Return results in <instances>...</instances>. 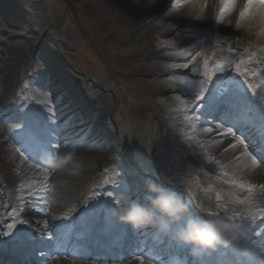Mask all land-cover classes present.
<instances>
[{"label":"rangeland","instance_id":"obj_1","mask_svg":"<svg viewBox=\"0 0 264 264\" xmlns=\"http://www.w3.org/2000/svg\"><path fill=\"white\" fill-rule=\"evenodd\" d=\"M207 1L195 6L192 0H179L173 9V0H140L139 4L132 0H0V105L12 102L16 111L22 102L14 98L33 84L31 77L45 62L56 67L47 82L61 87L60 66L90 86L95 92L93 98L103 97L101 120L108 124L114 140L111 144L97 129L99 134L93 135L81 159L71 161L79 169L74 174L59 170L56 173L61 174V180L47 182L45 197L53 195L54 199L49 203L53 205L61 189L66 188L81 198L82 192L100 187L102 172L110 178L111 169L125 165L135 174L140 171L144 180L152 179L175 190L190 204L213 208L223 204L227 212L229 207L245 206L236 203V188L228 182L237 179L250 186L257 184L252 175L236 168V146L242 145L230 140L223 148L209 147L205 138L223 141L229 137L221 136L222 130L213 126L202 127L203 119L197 117L200 108L189 101L201 85H206L201 107L222 89L221 95L234 101L246 95L257 112L264 114V8L255 5L241 18L248 0H232L231 10L218 22L223 0ZM186 52L200 55L192 61L191 56L183 55ZM185 63L188 68L178 67ZM216 64L222 65V71L208 82L204 72ZM51 90L57 95L56 89ZM211 114L208 121L216 120ZM87 117L98 124L95 116ZM3 123L0 121V166L14 165L18 160L16 169L24 172L26 165L8 142L12 133L1 126ZM24 124L17 123L20 127ZM69 129H63V134ZM78 131L74 138L81 129ZM74 144L66 146L72 155L81 146ZM35 181L31 173L22 182L26 189L17 183L14 192L20 188L27 196ZM11 190L0 180V203L9 205L18 199V193ZM64 201L70 203L71 199L65 197ZM6 211L7 207H0V216ZM192 211L195 215L194 206ZM260 219L257 216L254 221ZM7 222L13 225L10 215ZM121 264H132V260Z\"/></svg>","mask_w":264,"mask_h":264},{"label":"bare ground","instance_id":"obj_2","mask_svg":"<svg viewBox=\"0 0 264 264\" xmlns=\"http://www.w3.org/2000/svg\"><path fill=\"white\" fill-rule=\"evenodd\" d=\"M205 2H208V1L207 0H192V4H194L195 6H201L202 4H205ZM158 15H161V14H158ZM125 30L127 29L125 28ZM139 30L140 29H134L133 32H139ZM35 81H36V84H33L32 85L33 87H31L32 93L28 92L26 94L27 97H29L28 102H27L29 108H32L33 105H38L36 104L38 100L36 96L39 97V101H40L37 112H39L40 114L46 115L47 117L49 115L56 116L58 115L59 112L63 111L64 113L62 116L64 118L68 116L69 111L71 112L74 111V107L78 108L79 104L77 101L74 102L75 99L72 96L74 88L70 84L64 83L61 85V88H59L57 85L50 86L49 82H46L44 80L43 72L41 68L37 72V79H35ZM51 89H56V90L60 89L62 91L64 97L66 98L65 100L67 102V104L63 106L64 109L54 108V105L55 107H58L59 103H54V104L47 103V102H50L49 101L50 99H52L50 98L51 94H49V93H52L50 92ZM82 90L83 92H85L84 95L80 96V99H81L80 101L82 102V104L88 101L90 106H92L93 111L95 110L97 114H100L102 116L101 112L105 110L103 97L96 96L95 98H93L92 95L95 92H93V89L86 84L82 85ZM234 102L240 108L238 111L242 114V117H239L234 114L235 109H236V107L234 106ZM68 104L69 105L73 104L74 107H70L68 111H66ZM10 107L11 106H8V105L0 107V113L7 112V110H9ZM216 109H218L219 115L218 116L211 115V118L216 119L217 117V119H219L221 117V120L225 122H231V123L238 125L240 127V131L237 133L240 134L241 138H244L245 140L247 138H250L251 139L250 143H253L255 142L256 137L264 136V114H260L259 112H257L258 108L256 107V105L252 104V101L249 98H247L246 95L243 96V98L240 101H234V99L226 97V96H223V97L221 96L219 98L217 97L216 99L209 97V101L204 103V108L200 110L197 117L209 118V115L207 116L205 114L208 113L209 110H216ZM26 110L27 109H24V108L22 109L23 112H26ZM3 114L4 116L7 115V113H3ZM58 119H61L60 115H58ZM89 123L90 122L88 121L87 127L89 128L90 132H92L95 129V127ZM207 124L209 123L207 122ZM97 125H98V130H100L101 128L103 132L108 134V131H109L110 133V130H108V128L106 129L108 125L105 124L104 120L101 123H98ZM195 126L197 129L200 127L198 125H195ZM20 131H22V129ZM230 131L231 132L225 130V133L226 132L228 134L235 133L234 128H232V130ZM67 133L69 132L67 131ZM23 134L27 135L26 132H24ZM223 135L224 134H221V136ZM111 137L112 136L109 137L110 143L114 144V140ZM67 139H68V136H67ZM230 140H236V136L230 135V139L227 138L223 141L218 140V139L215 140V139L205 138V143L210 144L209 147L222 146L221 148H223L225 145L230 143ZM204 148L206 149L208 147L204 146ZM253 151H255V149H253ZM80 152H85L84 148H81ZM182 152H184V150ZM244 152H245L244 145L236 146V156H237L236 168L242 173H245L247 176L252 175L254 178H251V180L257 181V184L256 186H250L246 184L245 182L237 180V179L228 180V182L231 183V186L233 188H236V203L240 205H245L244 207L239 206V205H236V208L234 206L229 207L228 214L244 217L246 227L248 225H254L248 229L249 240L251 243V248H250L249 253L253 252L251 257H253L254 259H251L249 254L247 257L241 258L239 257L238 254L235 255L232 253L231 250H229L227 252L218 251L216 253L209 254L207 258H202L199 264H207V263L209 264H230V262L231 264H264V258L260 255V247L263 242V240L261 239L264 237V219L261 218L257 223L251 220V217L257 216L258 212H260L261 210H264V157H259V156L254 157L251 154L249 156H245ZM63 154H67L66 149H63ZM212 154L216 156L215 153H212ZM211 155H209V157H212ZM253 158L256 159L255 164L252 163ZM0 168H2L0 171V180L6 185V187H9L10 189L11 188L16 189L17 187L15 185L17 183H22L25 180V178H28L31 173L35 172V171L32 172V170L27 167L23 169L25 173L22 172L21 170H17L16 168H18V160L14 165L10 164V165H7L6 167L1 164ZM131 170L132 169H130L129 167H126L125 165H123V167L120 168L119 170L111 169L110 174H111V177H115V175L124 176L122 180H125V181H127L126 179H130V178L136 179L137 183H130L131 184L130 186L132 188L131 190L134 193V199H135V198H139L142 196L143 192L139 188V183L144 186L145 180H143V178L140 175L138 174L135 175L134 173H132ZM132 171L134 172V170ZM34 174H36V172ZM59 177L61 176L59 175ZM39 178L42 179L43 176H40ZM258 179H260L261 181L258 182ZM78 182H82V181L78 180ZM80 185L82 184H77V186H80ZM19 186L24 187V190L26 189L25 183L18 185V187ZM249 188H251L252 190L248 191ZM66 189L67 190L61 189L63 191L60 192L59 195L55 197V202L53 203V205L49 203L50 200L51 201L54 200V199L52 200L53 195H49L47 199L44 197L43 202H42L43 203L42 209L39 210L37 213L29 212L28 210L24 209L23 205L20 204L19 210L15 211L14 213H11L8 210L6 211L5 215L0 216V255H2L3 252L6 254H11L13 252H21L22 254H25L27 251H30L31 249H35L37 247L36 245H24L26 242V238L23 237V235L19 237L15 232L14 226L7 222L9 215L11 214L15 216L14 218H15L16 223L17 221L21 219L26 220L27 223L25 224L28 225L29 228L34 230V232L27 234V236L36 235L39 238L46 236L45 237L46 239H48L49 237H57V239L54 238L53 242L46 244V246H57L62 240V238L65 239L66 237H69V239L72 240L70 236L74 234V231H79L80 226L86 225L89 222H99V220L102 221V217L100 216L94 217L91 220L92 216L94 214L97 215L98 212L104 211L105 219L107 218L110 220L112 218L111 216L108 215L107 210L112 205L113 200L115 198L114 196H110V198L106 199L105 204L102 207V206H98V200H95L96 196H98L99 194H102L101 188H99L95 194L89 193L85 195L83 198L81 199L79 198L77 201L74 199V197L77 194L74 192H71L70 191L71 188H66ZM17 192L18 193L21 192L20 188L17 189ZM65 197L71 199V202L65 203L64 201ZM103 198L104 197L101 196L99 200L102 201ZM0 207L9 208V205L8 203H5V205L4 203H0ZM65 207L69 209H75L78 212V215L72 217L68 214V218H67V214H64V219H65L64 221L60 217V215L59 216L57 215H58V210L60 208H65ZM89 207H92L91 210L89 209ZM106 225L110 230L115 229L119 233L125 236V238L122 239L120 244L124 242H127V243L130 242L131 247H132L139 243L138 239L141 241V239L137 237V234L132 232L128 226L118 223L116 220H115V223H109ZM17 226L22 227L23 224L17 223ZM73 227H75V230L71 231ZM128 232L130 236L127 234ZM5 233H8L9 235L5 236ZM255 233H260V235H255ZM96 234H97V238L99 239L106 238V235L104 234H98V233ZM143 234L145 236L146 245H149L153 237V234L150 231H144ZM65 240L68 241V239H65ZM257 241H259V244H256ZM3 242H7V243L5 244ZM162 242H165L162 247H167L168 251H172L174 253H178V252L186 253L183 257V260H186L194 264V262L188 257L186 249L177 246L170 239L164 238L162 239ZM87 243L91 244L92 242H87ZM40 244L45 245V242L39 241L38 245ZM120 244L117 246V248L122 245ZM162 247L159 246V248H162ZM101 253L102 255H105L102 251ZM217 254H220V256H218ZM133 261H134V264H148V263H145V261H142L141 259H137V260L133 259ZM3 263L13 264L14 262L12 260H5ZM15 263H17V261H15ZM25 264H34V263L30 261V262H26ZM55 264H69V263L60 261Z\"/></svg>","mask_w":264,"mask_h":264},{"label":"clouds","instance_id":"obj_3","mask_svg":"<svg viewBox=\"0 0 264 264\" xmlns=\"http://www.w3.org/2000/svg\"><path fill=\"white\" fill-rule=\"evenodd\" d=\"M132 2L139 4L140 0ZM71 161V153H56L45 161L46 170L55 173L68 169L74 174L79 165H73ZM107 212L133 231H150L157 238L172 240L187 250L194 264L218 251L235 250L239 257L244 258L251 248L244 217L228 214L223 204L215 208L198 202L190 204L175 190L152 179H145L141 197L134 199L127 194H119Z\"/></svg>","mask_w":264,"mask_h":264},{"label":"snow or ice","instance_id":"obj_4","mask_svg":"<svg viewBox=\"0 0 264 264\" xmlns=\"http://www.w3.org/2000/svg\"><path fill=\"white\" fill-rule=\"evenodd\" d=\"M255 5H259V7L264 8V0H248V3L246 4V6L244 8V11L241 12V18H243L246 15H248L250 13L251 8L253 6H255ZM178 6H179V0H173V4H172L173 9L177 8ZM232 6H233L232 5V0H223L222 7L220 9V12H219V15H218V18H217V21L218 22H219V20H221L224 17V15L227 12H229L231 10ZM183 55H185V56H191L192 61H195L196 58H197V56H199L200 54L197 55V53H196L195 55H192V53L186 52V53H183ZM178 67L188 68V64L185 63V64L180 65ZM205 67L207 69V61H205ZM220 71H222V65L221 64H216L215 65V68H213L211 71L206 70L204 72V76L206 77V80L208 82H211L213 76L217 72H220ZM237 71L238 72H241V69L238 67L237 68ZM241 74H243V73L241 72ZM206 93H207V87H206V85H201V88H200L199 93L194 98H192L189 101V103H195L197 109L201 108L200 101H202L204 99ZM236 142L238 144H244L245 145V152H244V155L245 156H249L251 154L254 157H256V156L264 157V136L256 137V140L253 143H249V142L245 143L246 140L244 138L242 139L241 136L237 135L236 136ZM253 149H255V151H253ZM16 150L18 152H20V154L22 156L27 155L29 158H32L33 156H35V155H30L28 152H26L25 150H23L21 147H18ZM47 154H50V151H49L48 148H47V150L42 151L40 155H47ZM39 156H35L37 158V162H38V157ZM252 163L253 164L256 163V159L255 158H253ZM43 180L45 181V183H43L40 188L36 189L37 192H46L48 190V184H47L48 176L45 175L43 177ZM251 190H252L251 188L248 189V191H251ZM38 198L39 199H42V197H38ZM216 199L217 200L220 199L219 195H217ZM257 216L259 218L264 219V210H261L260 212H258L257 213ZM257 216H253L252 217V220L254 221L257 218ZM17 223H19V224H25V223H27V221L21 219V220L17 221ZM7 235H9V234L8 233H5V236H7ZM257 235H260V233H257Z\"/></svg>","mask_w":264,"mask_h":264}]
</instances>
